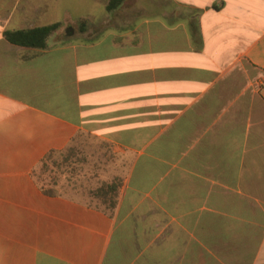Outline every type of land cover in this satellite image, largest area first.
<instances>
[{
  "label": "crops",
  "instance_id": "1",
  "mask_svg": "<svg viewBox=\"0 0 264 264\" xmlns=\"http://www.w3.org/2000/svg\"><path fill=\"white\" fill-rule=\"evenodd\" d=\"M69 1L122 24L24 48L93 18L0 0V264H264V0Z\"/></svg>",
  "mask_w": 264,
  "mask_h": 264
},
{
  "label": "rangeland",
  "instance_id": "2",
  "mask_svg": "<svg viewBox=\"0 0 264 264\" xmlns=\"http://www.w3.org/2000/svg\"><path fill=\"white\" fill-rule=\"evenodd\" d=\"M69 0H63L60 9H57L56 12H58V16L54 21H59V22H64L67 16L68 12H73L74 13V17L73 19H77L80 16H88L91 15L93 19H82V20H86L87 21V31L86 33H82L81 32V22H77V23H62L63 27L62 29L56 33L53 37H52V43H58V42H83V41H89V40H94L99 38L101 35H103V33L109 32V31H114L117 27H119L122 22L121 21H117L116 19H108L105 18V14H106V10L102 9L100 7L97 8H91L89 5L87 6V4H81L82 8H69L68 3ZM70 2V1H69ZM78 16V17H77ZM88 141H80L79 142V154H76V159L75 160H79L80 162H83L84 160L87 161L86 156L89 158V155L87 154L88 148H94V146L96 147V151L95 154H92V159H91V169L88 165H84V164H80V165H76V168L80 171V173L82 175H80V180L82 183L85 184V186H91V188L95 191L94 193H96L97 198L93 201V203H100V204H104L103 206H105V202L103 201L105 200V198H99V194H98V189L101 188V183H102V177H105V170L104 168L101 166H99L98 164V160H99V145H93L91 144V142L86 143ZM92 146V147H91ZM85 147V149H84ZM83 150H85L83 152ZM91 149V153H92ZM79 155V156H78ZM96 164V165H95ZM98 166V167H97ZM115 166H116V160H113V166L112 168L109 169V173L111 174V176L113 177V180L115 179ZM97 167V168H94ZM85 177V178H84ZM92 179V180H91ZM112 180V181H113ZM100 190V189H99ZM107 207V206H106Z\"/></svg>",
  "mask_w": 264,
  "mask_h": 264
},
{
  "label": "trees",
  "instance_id": "3",
  "mask_svg": "<svg viewBox=\"0 0 264 264\" xmlns=\"http://www.w3.org/2000/svg\"><path fill=\"white\" fill-rule=\"evenodd\" d=\"M127 0H111L107 11L109 13H113L118 9L122 8V6L126 3ZM87 21L82 20L81 22V32H87ZM63 27L62 23H56L49 26L37 27L29 30H16V31H6L4 33V38L7 42L30 49L37 50H48L50 48L49 40L58 33ZM94 42V41H92ZM52 160V156L49 155L42 163V170H46L49 168Z\"/></svg>",
  "mask_w": 264,
  "mask_h": 264
}]
</instances>
